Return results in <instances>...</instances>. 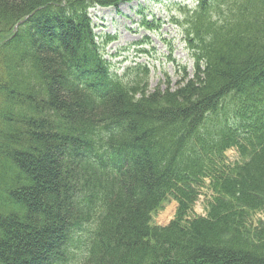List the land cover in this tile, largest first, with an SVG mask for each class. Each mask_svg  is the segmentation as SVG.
<instances>
[{
  "label": "trees",
  "instance_id": "trees-1",
  "mask_svg": "<svg viewBox=\"0 0 264 264\" xmlns=\"http://www.w3.org/2000/svg\"><path fill=\"white\" fill-rule=\"evenodd\" d=\"M125 1L0 0V264H264V0L140 4L192 61L155 88L95 30L90 8Z\"/></svg>",
  "mask_w": 264,
  "mask_h": 264
},
{
  "label": "rangeland",
  "instance_id": "rangeland-1",
  "mask_svg": "<svg viewBox=\"0 0 264 264\" xmlns=\"http://www.w3.org/2000/svg\"><path fill=\"white\" fill-rule=\"evenodd\" d=\"M187 3L194 4L195 0H185ZM141 3L142 5H148L153 4L149 2V0H131L126 1L125 3H121L118 8L114 7H94L91 9V15L93 17L94 23L96 24V32L98 33H111L112 35H116L117 39L114 40L109 44V49L111 50L112 55L116 54L115 61L117 63H120V61L127 60L125 57H131L129 61L133 60L137 57L136 51L137 48L135 47H141L143 44L147 49L153 50L157 49L161 54H168L167 47L164 46L165 44L162 42L161 37H167L170 40H174L175 42V48L173 51V57L178 58L179 61L185 62L187 60V56L184 51V45L180 43L179 38H175L174 35H176V31L174 29L173 25H170L169 23H165L159 33H152L147 32L145 29L139 28L138 22L140 17L136 14L137 10V4ZM197 2V0H196ZM154 5H158L155 4ZM152 5V8L154 7ZM151 8H149L150 10ZM155 13L157 17H165L166 13L164 11H159L158 9L155 10ZM146 34V35H145ZM145 35V36H144ZM147 37H149V41L151 42L148 44ZM25 39V38H24ZM180 44V46H179ZM153 52V55H158L160 53ZM140 53V52H139ZM111 55V56H112ZM140 61L147 60L146 56L137 57ZM113 59V58H112ZM150 61L152 65H155L154 68H156L157 75L153 77L151 80V86L154 88L158 81L160 76V71L162 69H167V71L171 74L172 79H175L176 76L174 74L172 64L169 62H163L162 60H159L157 58H151ZM114 64V59L112 60ZM227 155L230 157L231 160H233L235 157L237 158L236 152L234 153V150L227 151ZM240 156V155H239ZM205 194L202 195L201 199L198 201V204L196 206V211L198 213L204 212V202H205ZM175 201L173 199H170V201L167 203V210L169 211V214L163 212H159L154 216V221L158 224H167L170 218V215L173 216L174 209H175ZM164 216V217H163ZM259 216V215H258Z\"/></svg>",
  "mask_w": 264,
  "mask_h": 264
}]
</instances>
